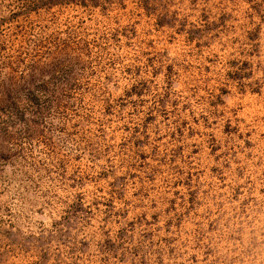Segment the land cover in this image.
I'll return each mask as SVG.
<instances>
[{
    "label": "rangeland",
    "instance_id": "1",
    "mask_svg": "<svg viewBox=\"0 0 264 264\" xmlns=\"http://www.w3.org/2000/svg\"><path fill=\"white\" fill-rule=\"evenodd\" d=\"M0 264H264V0H0Z\"/></svg>",
    "mask_w": 264,
    "mask_h": 264
}]
</instances>
